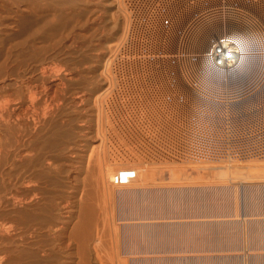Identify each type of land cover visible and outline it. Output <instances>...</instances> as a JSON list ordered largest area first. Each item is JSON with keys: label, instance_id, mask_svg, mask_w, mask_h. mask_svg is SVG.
Masks as SVG:
<instances>
[{"label": "rangeland", "instance_id": "374dc122", "mask_svg": "<svg viewBox=\"0 0 264 264\" xmlns=\"http://www.w3.org/2000/svg\"><path fill=\"white\" fill-rule=\"evenodd\" d=\"M37 2L43 7L46 5V10L43 8L37 13L39 16L26 9V3L18 0L6 3L7 6L1 12L0 39H3L4 43L9 40L20 41L24 39L25 31L34 27L30 26L31 22V25H34L37 21L41 23L43 18L50 19L51 14L56 16L50 28L52 40H47L45 35L30 39V42H35L36 46H46V51L41 52L38 57L41 63L38 61L36 64H43L48 69L45 68L47 71L45 70L44 77L36 72L31 81L39 86H45L49 81L48 76L52 75L53 78L55 75L57 82L54 104L45 117L47 119L44 118L46 122H51L46 129L53 134L51 136L53 146L48 154L52 165L45 169L48 174L43 178L41 188L46 198H53L57 205L56 216L62 218L65 211L75 213L79 201L85 200L86 195L80 185V179L84 174L81 173H85L84 165L87 163L89 153L93 154L92 139L103 141V134L100 131L102 130L100 108L97 107L103 93L96 102L94 96L102 91L100 86L102 89L106 86V75H103L105 70L102 68L106 61L105 57L113 49L110 44L119 40L113 38L121 34L124 25V17L120 11V9L123 11V7L119 6L121 0L119 2L117 0H38ZM20 20L27 22V26H24L25 30L24 28L19 30L17 22ZM26 49L18 51L28 57V52L31 50ZM27 69L31 73L32 68L27 67ZM41 127L44 128L42 124L37 125L38 130L42 129ZM103 148L105 150V147ZM105 154L107 155L106 150ZM253 160L264 162L262 159L236 161ZM92 164L91 160L89 165ZM138 164L149 166L154 163ZM149 175L153 179L143 182V186L149 192L144 198L138 194L131 200L127 199L128 201L111 199V202L104 196L100 198L94 193L95 196L92 194L94 197L90 195L92 202L97 200V205L96 203L94 205L98 212L114 220L110 221L107 228L108 238L116 240L119 247H126L124 258L129 254L137 255L138 260L134 264H153V262L154 264H254L253 255L258 254L264 264V241H262L264 240L262 179L264 178H247L244 171L232 174L238 177L245 176L244 179L235 176L236 179L228 177L225 180L210 175L205 176L200 172L189 178L180 175L182 177L178 179H161L150 169ZM169 185L182 189L172 193L171 190L160 189L161 186ZM220 185L225 187L222 188ZM217 186L220 188H216ZM111 187L113 189V186ZM102 198L106 199V202ZM99 201L103 202L104 206ZM136 212L139 215L135 214ZM111 222L115 226H112ZM126 222H150L152 227L143 231L132 227L129 229L125 226ZM123 227L126 230L122 231ZM151 231L154 233L152 234Z\"/></svg>", "mask_w": 264, "mask_h": 264}, {"label": "bare ground", "instance_id": "6f19581e", "mask_svg": "<svg viewBox=\"0 0 264 264\" xmlns=\"http://www.w3.org/2000/svg\"><path fill=\"white\" fill-rule=\"evenodd\" d=\"M10 1L15 2V0H0V22L2 18L1 12L7 6L6 3ZM18 1L26 3V9L31 10L36 14L46 7V5L45 7L41 6L37 2L38 0ZM117 2H119V0H117ZM260 3L264 4V0H259V4ZM243 4L244 6L246 5V9L258 14L257 8L260 7L259 4L253 3L251 0H247V2L244 1ZM11 5L13 4L11 3ZM120 5L123 7V11L122 9H120V11L124 17V25L121 34L118 37L116 36L113 38L115 40L119 38V40H114L115 42L112 41V43L110 42L111 48L113 49H109L110 54L105 57L106 61L104 60V68L102 69L105 70L103 75H106V86L103 87V89L100 86V90L102 91L100 93L98 92L99 94L97 93L94 96V100L96 102L100 97L99 95L103 93L101 102L99 101L97 106L100 108V111L99 109L98 111L100 112L99 118L102 125L100 129L102 130H99L102 131L103 141L95 138L92 139L91 149L93 150L91 152H93V154L89 153L86 160L87 163L84 165L85 173H81L84 174V176L82 175L83 178L80 179V185L83 190L81 191L86 195L85 200L79 201L75 213L74 211H65L62 218H58L56 216L55 211L57 210V205L54 203L53 198H46L41 188L43 178L46 174H48L45 169L46 167H50L52 165L48 154L50 150H52L53 143L51 141V136L53 134L51 131L46 129V126L51 122H46L45 119L47 118L45 117L54 104L57 82L54 78L55 75L53 78L52 75L51 77L48 76L49 81L45 86H39L32 83L33 80L31 81L32 76H34L36 72L38 75H43L44 77L47 67L40 64L41 60H38V57H40L39 54L44 50L46 51V46H36V43L30 42V39H37L42 37V35L43 37L45 35L47 40H52L50 37V28L51 23L52 21H55L56 16L55 14H51L50 19L47 18L45 20L43 18L41 23H38L37 21L34 22V25H31V22L30 26L34 27L25 31V37L20 41L12 42L8 39L9 41L4 43L3 39H0V264H134L138 260L137 255L133 256L132 254H129L126 258H124V255L126 254V247H119V245L116 244L118 243L116 240L114 241L113 239L108 238L107 228L110 221L113 222L114 220H111V217L108 218V215H103L101 212H98L99 210L95 208L97 200L92 202L91 200L93 199L90 198V195L94 193L100 198L101 196H104L106 199H116L117 201H125L127 199L131 200L137 197L138 194H140V197L144 198L148 189L143 186V182L147 179H153L149 175L150 169L161 179H178L179 177H182L180 175H184L186 178H189L193 175H198V172H200L205 176L210 175V177L225 180L228 179V177L234 179L237 175L234 176L232 174H238L243 171L246 173L247 178H264V162L258 160L241 162L236 161L240 158L227 157L225 159L218 160L158 159L140 161L137 158L124 157L112 151V142L106 130L108 122H106L102 114V112L104 113L102 102L104 97L110 93L109 91L111 89L113 90L112 87L113 84H115L114 77L110 74V64L114 60V57L119 54V51H121V47L123 43H125L127 37H134L131 31L132 21L128 13L129 10H127L128 7L126 5V1L121 0L119 6ZM198 11L199 9L197 6L188 8L185 12L187 17L184 19L187 18V20H190ZM172 12L173 11L171 9L169 12L166 10V13L171 14ZM160 17L166 19L168 18L165 13L160 15ZM231 20L232 23L226 26L227 28H225V30H221L218 26L217 28H215V26H210L208 28L202 27V30L193 36L194 39L192 41V49L194 50L195 48L196 51L199 50V54L196 57L191 56L187 59L188 64L185 63L188 70H191L192 68V72L195 74L194 77L200 76L201 82L209 88L215 87L217 93L222 90V85H224L223 82H226V80L221 78L219 74L217 78L208 76L210 71L206 52L210 48L211 44L210 42L207 43L206 39L204 41L201 40L200 36L204 35L206 37L207 34L211 35L214 32L215 34L217 33L216 35L218 38L224 36L231 37L232 39L236 38L239 42H241L242 46H245L247 49L245 53L254 51L253 48L259 45L256 38L257 36H254L257 33H261L258 26H252L250 23L245 24V22L243 25V21L236 18ZM17 23L19 24L18 27H20L19 30H23L27 22L20 20ZM30 26L28 28H30ZM255 29L256 31H254ZM240 33L245 35H241ZM136 35L137 34L135 33V38ZM261 45L262 49H264V42H262ZM23 48L25 50H27L26 48H28L29 51L31 50V53L28 52V57L22 55L21 51H18ZM127 53L129 54V52ZM131 53H133V50H131ZM246 55L243 54L242 57H239L240 60L244 61ZM252 55H250V57H252ZM260 57L264 59V54H260ZM38 61L40 63L36 64ZM161 61L162 60H160V63ZM162 63H164V61ZM165 63H167L170 68L174 67V63L172 65L171 61ZM27 67L32 68L31 73ZM197 68L199 69L197 70ZM156 70L159 71L158 75L154 78H163L162 73L164 68H158V66H156ZM48 73H50V71ZM255 73L256 72L251 70L245 75L234 74L231 80L232 82L238 80L241 82V79L253 77L255 76ZM171 78L174 83L176 82L178 86L182 87L183 91L188 93L187 86H185L182 81L177 78L176 74ZM38 124H42L44 128L41 127L42 129L38 130ZM100 131H97V133ZM103 147H105L107 155L105 154ZM91 160L93 164L89 165ZM168 160H170V162ZM172 160L179 162H174ZM262 161H264V159H262ZM138 163L154 164L141 166ZM124 168L133 169L135 171V178L130 180L126 185H114L112 182L113 176ZM81 170L83 171V169ZM229 175L234 177H230ZM243 177L245 178V176ZM243 177L238 178L242 179ZM262 181H264V179H262ZM221 183L222 182H220V184ZM110 185L113 186V189ZM220 186L223 188L224 185ZM220 186H217L216 188H220ZM160 189L168 191L171 190L172 193V191L177 192V190L182 189V187H173L172 185H169L166 187L161 186ZM95 203L96 205H94ZM99 203L101 202L99 201ZM101 204L103 205L104 203L102 202ZM138 205L139 204H137V206ZM135 214L139 215L137 212ZM150 222H126L125 226H128L129 229L132 227L143 231V229L148 230V228L152 227ZM112 224V226H115L114 223ZM118 229L120 230V228ZM123 229L125 228L123 227L122 231ZM153 233L154 232H152V234ZM119 234L121 233L119 232ZM148 246H150V244ZM253 256L254 264H262V258L260 255L255 254ZM151 260L154 261L153 259Z\"/></svg>", "mask_w": 264, "mask_h": 264}, {"label": "built area", "instance_id": "2783aa9c", "mask_svg": "<svg viewBox=\"0 0 264 264\" xmlns=\"http://www.w3.org/2000/svg\"><path fill=\"white\" fill-rule=\"evenodd\" d=\"M125 1L134 37H127L110 64L115 84L102 102L112 151L140 161L264 159V59L260 57L264 54V4L251 0L260 5L255 14L244 6L247 0ZM194 6L199 11L184 19L186 10ZM167 8L173 12L166 13ZM164 13L171 16L161 18ZM233 18L258 26L261 33L254 36L259 45L245 53L247 49L236 38H218L214 32L200 36L211 44L206 52L208 76L219 74L226 80L217 93L200 76L194 77L185 63L199 54L192 49V41L202 27L225 30ZM243 54L247 55L241 61ZM163 61H171L174 67ZM156 66L164 68L163 78H154L159 71ZM251 70L255 76L232 82L234 74ZM175 74L188 93L173 82ZM134 178L135 171L124 168L112 182L126 185Z\"/></svg>", "mask_w": 264, "mask_h": 264}]
</instances>
